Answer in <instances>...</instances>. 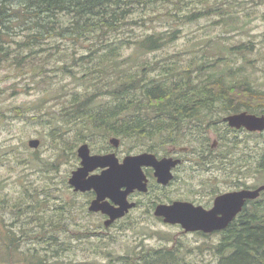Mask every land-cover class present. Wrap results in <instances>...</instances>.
Masks as SVG:
<instances>
[{
    "label": "rangeland",
    "instance_id": "obj_1",
    "mask_svg": "<svg viewBox=\"0 0 264 264\" xmlns=\"http://www.w3.org/2000/svg\"><path fill=\"white\" fill-rule=\"evenodd\" d=\"M207 7L213 9L208 10ZM170 9L174 10V5ZM195 9L202 11V14L193 21L187 20L185 15ZM129 18L134 23L124 26L119 32L112 31L110 36L111 40L117 38L121 42L117 72L106 69V62L100 58L105 53L102 49L107 46H101L100 50V43L84 38L77 45L74 39L58 37L42 42V50L40 46L36 50L23 48L27 54L26 60L40 57L42 61H49L50 64L43 68L48 70L46 72L36 71L29 65L18 66L11 60L4 66L0 65V203L3 198L9 197L12 203L21 205L20 210H5L0 219L3 217L5 230L11 229L20 238L22 234L25 235V239L18 245L9 250L6 247L0 250V259L5 256L0 264L23 258L29 264H35L33 259L36 256L39 262L46 261L49 264H67L68 260L121 264L120 259L129 252L159 248L160 245L169 248L172 245L171 242L160 243V238H178L180 264H219L221 254H217L216 249L223 234L207 237L185 234L179 227L160 223H120L117 228L111 229L116 233L112 256L103 250L92 251L88 243L101 240L90 233L106 232L107 229L99 223L97 217L83 211L82 206L87 197L75 194L69 186L68 178L71 171L80 164L77 149L82 142L87 140L94 149L101 150L110 144L112 135L95 132L94 138H87L85 132L80 134L78 121L85 117L71 118L62 106L71 102L75 96L86 99L93 95L100 86L99 77L104 68V73L110 75L104 78L106 82H110V79L118 80L119 72L126 68L132 72L141 70V63L145 61L153 66V71L149 70L152 75L158 73V67L166 59L178 61L182 67H187L193 60L206 62L213 59L212 56L221 47L228 50L230 45L242 43L247 47L244 54H232V62L235 65L242 63L243 75L250 78L254 87L264 90V0H209L207 3L205 0H184L177 17L168 15L164 5L156 4L136 8ZM176 29L178 31L175 32ZM153 33H161L167 39L164 47L138 53L135 41ZM172 35L175 38H169ZM56 44L63 49L68 46L67 52L71 56L67 57V68H61L63 62L57 61L58 56L53 55V60L48 59L47 53L51 51L49 47ZM16 45L13 53L18 47ZM75 53L81 57L88 55V58L75 64L72 60ZM131 56L135 58L131 59ZM225 68L226 64L221 63L219 70ZM211 72H214V68L206 66L202 76ZM58 94L64 97L58 98ZM101 99L104 103H110L113 98L102 95ZM261 101L260 98H249L253 105H260ZM98 104L92 106L97 107ZM18 108L23 109L24 113L19 115ZM220 128L224 129L225 126L220 124ZM226 134H229V143L221 146V152L228 155L229 163L225 164V169H200L182 186V194L195 203H211L216 194L239 189L243 185L258 187L264 184V174L256 170L264 153V132L251 134L244 130H231L226 131ZM31 138H40L41 146L36 149L29 147L28 141ZM57 138L61 141L59 148H56ZM128 143L129 140L125 138L121 149L126 150ZM244 153L246 159L242 158ZM24 185H27L25 189ZM193 187H196L195 191ZM76 215L77 219H74ZM37 216L41 219L34 222ZM44 219L46 221L42 224L40 221ZM44 228L47 232L57 234L56 246L47 241V234L44 239L38 238ZM72 233L77 236L88 234L84 235L85 240L78 241V237L70 238ZM144 239L145 245L140 246ZM70 241L73 246L67 251ZM55 247L61 249V255L42 250Z\"/></svg>",
    "mask_w": 264,
    "mask_h": 264
},
{
    "label": "trees",
    "instance_id": "obj_2",
    "mask_svg": "<svg viewBox=\"0 0 264 264\" xmlns=\"http://www.w3.org/2000/svg\"><path fill=\"white\" fill-rule=\"evenodd\" d=\"M183 2L184 0H0V65L4 66L11 60L18 66L29 65L36 71L46 72L48 70L43 68L50 64L49 61H42L40 57L26 60L27 54L23 48L36 50L40 46L39 49L42 50V42L58 37L74 39L77 45L84 38L100 43V50L101 46H107L102 49L105 53L100 55V58L102 62H106V69L117 72L121 42L117 38L111 40V32H119L124 26L134 23L129 16L136 8L162 4L167 8L168 15L177 17ZM172 5L174 10L170 9ZM200 14L202 11L195 9L186 14L185 18L193 21L199 18ZM164 38L161 33H153L138 39L135 41L138 53L163 48L167 40ZM169 38L175 37L172 35ZM14 44L18 46L15 53ZM245 48L247 47L243 43L230 45L228 50L221 47L216 55L212 56L213 59L210 58L206 62L193 60L187 67H182L178 61L166 59L158 67V73L152 75L149 70H152L153 66L145 61L141 63V70L132 72L130 68H126L119 72L118 80L110 79V82L104 79L110 76L104 73V68L99 77L100 86L93 95L86 99L73 96L74 99L63 105L62 109L70 114L71 118L85 117L78 123L79 133L85 132L87 138H94L95 132L123 138L134 133L139 136L167 134L176 127H188L184 124L187 120H210L213 117L211 114L215 113L214 109L203 108L209 104H223L232 113L248 110L264 114V90L254 87L250 78L243 75L242 63L235 65L232 62V54H244ZM49 49L51 51L47 53L48 59L53 60V55L58 56L57 61L63 62L61 68H67V57L71 56L67 52L68 46L63 49L61 45L56 44L51 45ZM87 58L88 55L81 57L75 53L72 60L76 64ZM221 63L226 64V68L219 70ZM206 66L213 67L214 72L202 76ZM51 89L52 86L49 93ZM57 91L60 92L58 88ZM102 95L112 97L113 101L104 103ZM57 96L64 97L62 94ZM244 98L246 100H243ZM249 98H260L261 104L253 105ZM98 102L97 107L92 106ZM76 105L78 108H75ZM18 109L19 115L24 113L23 109ZM60 146V138H57L56 148ZM245 156L244 153L242 158L246 159ZM256 170L264 174V153ZM26 186L24 185V189ZM44 208L46 207L42 209ZM8 209L20 210L21 205L12 203L9 197L3 198L0 203V215ZM245 216L241 223L235 221L232 224L229 235L222 238L217 245L216 253L221 254L219 264H264V199L249 206ZM40 219L41 217L37 216L34 222ZM45 221L46 219L40 222L43 224ZM0 226L1 251L3 247L9 250L25 239L23 234L20 238L11 229L5 230L3 217L0 219ZM45 231L46 228L43 229V232ZM4 258L5 256L0 262Z\"/></svg>",
    "mask_w": 264,
    "mask_h": 264
},
{
    "label": "flooded vegetation",
    "instance_id": "obj_3",
    "mask_svg": "<svg viewBox=\"0 0 264 264\" xmlns=\"http://www.w3.org/2000/svg\"><path fill=\"white\" fill-rule=\"evenodd\" d=\"M203 108L214 109L215 113H212L213 116L210 120H187L184 124L188 127L183 128H174L170 130L167 134L154 135V136H139L138 134H132L127 137L129 140L128 148L122 150L123 141L125 138L120 136L117 137L118 142L115 143L110 139V144L105 148L96 150L91 144L85 140L82 142L86 143L90 147L91 154L98 155H110L117 164H123L124 160L127 157L132 158V161L136 156L145 155L144 160L138 161L137 167L141 170L143 174L142 184L133 188L130 191L128 186H121L120 190L116 187H104L103 192L100 194L96 189L92 188L86 191L75 190V187L70 184V178L75 169H73L68 178V183L70 188L75 192V194H82L87 197L85 203L82 206L84 212L87 215L97 217L99 223H102L105 226L106 232L97 231L91 232V235H95L101 241L91 240L88 245L92 247L93 252H98L99 250L106 251L109 256H112V246L113 241H116V233H113L111 229L117 228V225L120 223H129V224H148V223H160L165 225H172L179 227L182 233L185 234H200L202 236H209L212 234H223V238L229 235L231 226L235 221L240 223L243 219L246 218V209L255 202H260L261 197L264 194V191L261 193V196L257 199H248L244 205L243 210L234 218V220L224 229L216 230L213 232H205L203 230L196 231H187L180 223H171L166 221V217L162 215L159 211L161 207L174 206L178 202H189L195 206H202L207 210H210L214 207L215 201L218 196L225 194L230 191L242 190L246 188H256L249 186H242V188L235 190H228L225 192H220L216 194L211 203L200 204L191 201L185 195L182 194V186L187 184L190 180V177L193 176L200 169L211 171L216 168L225 169V164H228V155L225 152H221V146L225 143H229L230 137L226 134V131H247L248 133L261 134L263 132L250 131L246 127L234 128L231 127L228 120L226 119L231 115L230 109H228L223 104H209L204 105ZM248 110H242V112ZM261 115L262 113H254ZM220 124L225 126L224 129L220 128ZM123 139V141H121ZM81 143V144H82ZM78 156V153H77ZM79 157V156H78ZM81 166V158L79 157ZM131 166L135 168L136 164L132 162ZM77 167V168H78ZM76 168V169H77ZM111 168V164L106 166H98L93 171L89 173V176L101 175L104 171ZM227 169V167H226ZM193 181V179L191 180ZM145 183V185L143 184ZM196 187H193L195 191ZM127 191V192H126ZM100 196V204L103 208L98 210H92V202ZM126 206L127 209L120 210L123 206ZM166 210V209H163ZM110 213H123V215L112 219ZM245 213V214H244ZM74 219H77V215L74 216ZM110 224L107 225V221H110ZM52 229V228H51ZM47 231L41 233L39 238L44 239L47 234V241L50 244L56 246L58 243L57 234L55 232ZM88 233H82V236H77L76 233H72L70 238L78 237V241L85 240V236ZM145 240L140 245H145ZM160 243L171 242L172 245L168 248L164 245H160L159 248H148V249H139L135 253L129 252L128 254L123 255L120 259L121 264H180L179 260V245L178 238H160ZM85 245V241L83 243ZM67 251L73 246V243L70 241L67 245ZM85 248V247H84ZM39 250V249H38ZM46 253L50 252L53 255H61V249L55 247L54 249H42ZM45 256V255H44ZM43 256V257H44ZM119 259V257H117ZM35 264L39 263V258L33 259ZM179 261V262H178ZM23 262L24 264H29L27 259L7 261V263H17ZM49 264V263H47ZM52 264H56L53 262ZM61 264V263H60ZM67 264H99L97 262L90 261H73L68 260Z\"/></svg>",
    "mask_w": 264,
    "mask_h": 264
},
{
    "label": "water",
    "instance_id": "obj_4",
    "mask_svg": "<svg viewBox=\"0 0 264 264\" xmlns=\"http://www.w3.org/2000/svg\"><path fill=\"white\" fill-rule=\"evenodd\" d=\"M232 127H246L250 131H264V114L257 115L247 111L233 113L226 118ZM113 142L117 143V137H112ZM31 148H39L41 139L31 138L28 141ZM78 155L81 158V166L75 169L70 178V184L75 190L86 191L96 189L100 194L104 187H116L120 190L121 186H128L130 191L142 184L143 174L137 167L138 161H142L145 155L132 158L127 157L123 164L111 158L110 155L91 154L90 147L84 143L78 147ZM132 162L136 164L135 168L131 166ZM111 164V168L104 171L101 175L89 176V173L98 166H106ZM145 185V183H143ZM126 191V192H127ZM262 191L264 184L256 188H246L242 190L230 191L217 197L215 205L212 209L207 210L202 206H195L189 202H178L174 206L161 207L160 213L166 217V221L171 223H180L187 231L203 230L205 232H213L226 228L234 218L243 210L248 199H257ZM120 210L127 209L122 205ZM92 210L103 208L100 204V196L95 199L90 207ZM166 209V210H163ZM112 219L123 215V213H110ZM111 222L107 221V225ZM7 264H24L23 262L7 263Z\"/></svg>",
    "mask_w": 264,
    "mask_h": 264
}]
</instances>
